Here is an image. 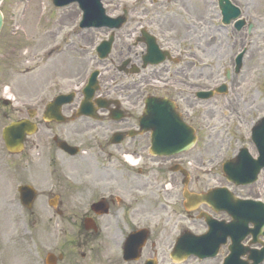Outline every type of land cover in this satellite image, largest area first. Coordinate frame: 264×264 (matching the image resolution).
Listing matches in <instances>:
<instances>
[{
    "label": "flooded vegetation",
    "instance_id": "1",
    "mask_svg": "<svg viewBox=\"0 0 264 264\" xmlns=\"http://www.w3.org/2000/svg\"><path fill=\"white\" fill-rule=\"evenodd\" d=\"M148 1L124 9L126 24L118 31L123 30L119 34L123 43L116 56L108 58L104 70L111 75L97 95L107 107L95 103L94 117H78L80 96L60 109L61 123L44 122L43 115L33 114L41 128L38 137L27 142L31 161L46 163L45 153L55 150L46 158L53 168L47 206L54 214L48 227L58 242L59 264H176L171 259L175 244L189 233L206 235L210 245L220 247L214 258L192 257L185 264H225L229 256L236 258L233 263L258 257L264 250V206L246 208L241 218L238 213L242 201L264 205V169L255 183L242 186L229 182L222 167L214 165L237 155L252 126L249 133L243 129L257 115L263 84L259 79L264 76L259 73L261 69L264 73V0L239 5L245 25L220 24L217 39L205 45L192 43L190 24L178 39L175 23L166 22L165 6L179 0L152 2V8L164 6L163 11L139 7ZM112 16L118 17L119 12ZM153 37L167 53L166 61L144 67L147 40ZM204 93L214 95L204 99L199 95ZM150 96L175 103L183 122L198 136L192 149L174 156L150 154V134L141 133L140 126ZM216 110L223 116L208 120ZM211 120H215L212 125ZM218 121L224 138L216 140L212 130ZM203 130L207 146L214 149L215 145L217 151L213 150L214 159L204 160L201 154L196 162L194 152ZM60 142L71 148L59 149ZM70 150L77 154L71 155ZM208 167L211 170H196ZM185 193L204 194V203L186 206ZM245 233L243 245L249 251L239 256L232 250L234 239Z\"/></svg>",
    "mask_w": 264,
    "mask_h": 264
},
{
    "label": "rangeland",
    "instance_id": "2",
    "mask_svg": "<svg viewBox=\"0 0 264 264\" xmlns=\"http://www.w3.org/2000/svg\"><path fill=\"white\" fill-rule=\"evenodd\" d=\"M138 1L114 0L105 2L104 6L107 14L112 16L124 9L130 10L132 6L138 7ZM179 1L181 3L165 6L169 12L166 22L169 21L170 25L175 23L177 38H182L188 32L186 26L190 24L192 43L205 45L211 39H217L219 26L218 12L214 13L216 0H209L207 6L201 0ZM232 1L242 5L245 1L250 4L252 0ZM152 2L160 3L159 0H150L141 3L139 7L149 11L164 10V6L153 9ZM0 9L5 17L0 32V264H45L49 252L59 251L57 240L54 235L49 234L48 219L54 214L47 206L53 168L46 158L48 155L52 156L55 150L45 153L46 163L35 164L31 161L33 153L30 152L28 143L22 154L11 156L6 152L2 131L10 123L25 118L26 108L33 104L37 103L34 107L41 108L38 113H43L42 99L56 94H48L49 88L59 91L76 88L77 91V87L87 82L94 70L103 72L104 66L99 67L95 58V49L108 35L106 31L79 30L82 13L76 4L57 9L51 0H4ZM176 16L179 20L175 19ZM122 32L123 30L117 34L110 60L116 56L117 49L123 43L119 35ZM174 35L175 32L171 36ZM221 36L224 38L223 34ZM227 40L228 38H224L225 42ZM105 64L109 66V60ZM259 73L264 75L263 69ZM110 75V72L102 73L101 86ZM262 82V93H259L257 100V115L253 117L255 119L264 115V76L259 79V84ZM110 85L107 82L106 86ZM5 100L11 104L5 105ZM219 116H223V111L216 110L208 120ZM215 120H211V125ZM223 122L226 123L225 120ZM221 126L218 121L212 130L216 140L224 138ZM243 132L247 133L248 130L244 127ZM208 141L203 130L194 152L196 162L201 154L204 160L215 158L213 150L216 152L217 147H208ZM28 165L30 168L27 169ZM21 185H32L39 193L32 210H27L20 203L18 188Z\"/></svg>",
    "mask_w": 264,
    "mask_h": 264
},
{
    "label": "water",
    "instance_id": "3",
    "mask_svg": "<svg viewBox=\"0 0 264 264\" xmlns=\"http://www.w3.org/2000/svg\"><path fill=\"white\" fill-rule=\"evenodd\" d=\"M2 0H0L1 2ZM102 0H53L54 5L57 8L69 6L72 3L78 2L81 9L84 11L82 27H110L120 28L123 25V21L120 19H110L106 16V12L101 4ZM222 13L225 18L226 24L239 16V10L233 6L229 0H220ZM3 25V17L0 12V29ZM113 38L109 42H105L98 48L100 58H106L111 51ZM160 60L152 63H159ZM97 73L92 77L90 86L85 91L86 102L89 104L97 86ZM64 96L57 99V102L64 103ZM89 107V106H88ZM147 120L145 123H149L150 128L146 130L152 131L153 138V150L155 153L165 151L166 153L176 152L185 148L190 141L193 142L194 133L191 129H187L181 124L179 116L175 113L174 105L167 100L151 99L147 104ZM177 124V135L173 136L169 142H160L158 133L163 131L165 139L170 135L171 125ZM175 131V129H174ZM35 132V126L29 121H21L13 123L4 130L3 138L6 144V149L11 154H18L24 149V141L26 135H33ZM253 139L259 150L260 157L257 161H253L246 151L241 152L240 156L225 165L224 170L230 181L237 184H250L256 179V175L259 170L264 167V119H262L253 130ZM21 194V200L24 206L28 209L33 207L34 200L36 199V191L30 186H23L19 189ZM195 198L202 203L203 196H195ZM241 242H239L240 244ZM241 248V247H240ZM210 246L207 244L205 237H182L179 239L176 248L174 250L175 256H183L184 258H174L175 261L181 262L191 255H196L201 258L209 255ZM243 251L245 249L243 248ZM52 258V257H51ZM55 259L52 258V263H55ZM246 264V263H243Z\"/></svg>",
    "mask_w": 264,
    "mask_h": 264
}]
</instances>
